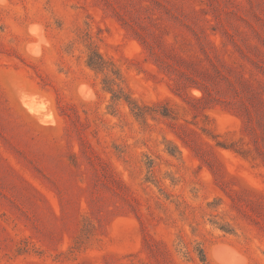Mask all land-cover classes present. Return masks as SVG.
<instances>
[{
	"label": "rangeland",
	"instance_id": "rangeland-1",
	"mask_svg": "<svg viewBox=\"0 0 264 264\" xmlns=\"http://www.w3.org/2000/svg\"><path fill=\"white\" fill-rule=\"evenodd\" d=\"M0 264H264V0H0Z\"/></svg>",
	"mask_w": 264,
	"mask_h": 264
},
{
	"label": "trees",
	"instance_id": "trees-1",
	"mask_svg": "<svg viewBox=\"0 0 264 264\" xmlns=\"http://www.w3.org/2000/svg\"><path fill=\"white\" fill-rule=\"evenodd\" d=\"M89 66H94V64L92 62H89ZM201 260L204 262L205 261V256H202Z\"/></svg>",
	"mask_w": 264,
	"mask_h": 264
}]
</instances>
